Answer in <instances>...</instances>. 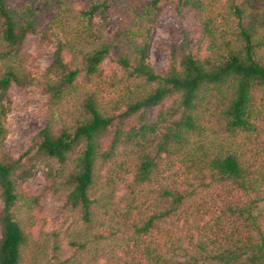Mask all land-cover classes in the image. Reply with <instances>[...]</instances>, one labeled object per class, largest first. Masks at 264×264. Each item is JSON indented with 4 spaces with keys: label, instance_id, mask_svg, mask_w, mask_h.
<instances>
[{
    "label": "trees",
    "instance_id": "1",
    "mask_svg": "<svg viewBox=\"0 0 264 264\" xmlns=\"http://www.w3.org/2000/svg\"><path fill=\"white\" fill-rule=\"evenodd\" d=\"M171 1L206 47L184 32L156 71ZM31 34L56 45L45 69ZM13 84L47 96L18 157L4 144ZM39 167L65 218L36 239L42 194L25 182ZM0 199V264H264V0H0Z\"/></svg>",
    "mask_w": 264,
    "mask_h": 264
},
{
    "label": "rangeland",
    "instance_id": "2",
    "mask_svg": "<svg viewBox=\"0 0 264 264\" xmlns=\"http://www.w3.org/2000/svg\"><path fill=\"white\" fill-rule=\"evenodd\" d=\"M81 1L85 2L86 0ZM112 11L116 12L113 9ZM160 15L153 28L150 52V61L156 71H167L171 59V43L184 32L189 34L194 52L203 53L205 51L206 44L202 40L201 23L193 9L185 8L180 12L176 2L171 1L164 6ZM119 17L117 12L114 13L115 20L110 21L112 28L116 27ZM55 48V43L41 41L39 34L29 35L24 43V50L32 56L31 66L36 69H45L49 65ZM112 59L113 56L110 55L105 62V68H111ZM9 93L12 98V106L8 114L9 135L4 144L9 154L18 157L35 143L38 132L46 123L43 102L47 96L37 88L27 91L16 84H13ZM172 101L173 97L167 99L165 107H168ZM158 111L159 108L154 107L150 112L151 118L155 117ZM46 183V169L39 167L25 182V189L39 195L43 193ZM39 205L42 210L39 211L36 208L31 221V228L36 239L40 235L42 226L47 230L61 228L65 218V214L61 210L62 200L55 198L51 193L42 194Z\"/></svg>",
    "mask_w": 264,
    "mask_h": 264
}]
</instances>
